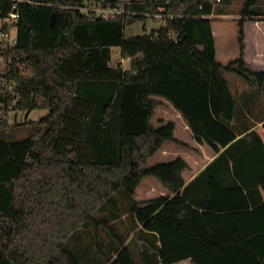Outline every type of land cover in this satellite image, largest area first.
Masks as SVG:
<instances>
[{
	"label": "trees",
	"instance_id": "trees-1",
	"mask_svg": "<svg viewBox=\"0 0 264 264\" xmlns=\"http://www.w3.org/2000/svg\"><path fill=\"white\" fill-rule=\"evenodd\" d=\"M92 1L134 15L105 20L77 9ZM220 3L0 0L1 20L14 5L20 14L1 27L17 44L0 40V60L13 59L5 78L0 74V130L9 127L8 112L49 110L29 122L26 139L0 138V264H81L66 243L91 224L101 256V230L113 241L117 257L110 264H137L112 220L119 213L94 216L117 194L128 202L131 230L142 226L152 234L150 264H264V124L237 136L230 125L238 104L226 78L235 74L264 92V69L246 57L247 25L260 14L258 0L241 9L240 57L226 66L216 60L212 30ZM159 7L173 18L151 35L127 36L129 19L149 17ZM116 47L128 67L113 61ZM17 63L27 64V73ZM154 97L171 103L196 141L217 153L187 185L183 158L147 167L166 143L186 146L175 138V122L153 125L161 105ZM150 176L171 194L137 202L136 190Z\"/></svg>",
	"mask_w": 264,
	"mask_h": 264
},
{
	"label": "crops",
	"instance_id": "crops-1",
	"mask_svg": "<svg viewBox=\"0 0 264 264\" xmlns=\"http://www.w3.org/2000/svg\"><path fill=\"white\" fill-rule=\"evenodd\" d=\"M242 1L243 0H223L221 3H224L223 8L220 10L215 9V12L211 16L212 30L216 44V60L224 66L240 57L241 50L239 44L238 20L241 18L242 8L239 9V6L240 4L243 5L244 1L243 3H241ZM235 5H237V7H235L236 9H232V7ZM232 10L236 12H232ZM254 18L255 20L247 25L248 47L246 57L252 67L260 70L264 69V12H261ZM248 91L250 90H244L242 95H245V93ZM154 99L161 103L159 108L164 103L168 105V107L166 106L165 108H172V110L178 113V115L180 116V120L175 122V138L186 146L174 142L166 143L157 153H155V155H153L149 159L147 167H151L160 163H169L176 160L177 158H183L188 164V168H186L182 172V176L187 185L202 170H204L210 162H212L216 158L217 153L208 144H200L196 141L188 124L185 122L180 112H178L171 103L161 97H154ZM245 106L246 112L237 114L236 119L230 125L239 138L244 136L246 132H250L264 124V118H258L259 111H262V104L257 98L256 94H254L253 98L248 101ZM159 108L156 110V112L159 110ZM154 118L152 120L153 125ZM163 119V117L158 118V121L160 123L157 126H154L160 127L163 124L169 123L163 122ZM141 187V195L143 197L137 198L136 195L138 194L136 193L134 196L135 200L140 203L150 201L161 196H169L171 194L157 178L152 176L143 179L136 190L137 193L139 191V188ZM155 192H158L159 195L154 196ZM125 216L128 221L127 226L124 230L125 232H122L118 228V226L117 228L119 232L125 234V236L127 237L126 245H132V247L130 248L129 246V248L132 252L134 261L137 264H150V247L147 240L151 237L152 234L144 230L142 226H140L136 231L131 230L128 214H126ZM125 216H123L124 219ZM120 218L122 217L119 213V216L116 219L113 218L112 220L117 224V220H119ZM120 222L124 224L123 219L122 221L120 220ZM136 233L141 234V239H137L135 237ZM134 240H136L137 242H134ZM158 245L159 247L161 246V243L159 241ZM116 257V252H114L113 256L109 260V263L105 260L104 257L103 259H101L100 257L94 258V264H110ZM174 264L194 263H192L190 259H184Z\"/></svg>",
	"mask_w": 264,
	"mask_h": 264
},
{
	"label": "rangeland",
	"instance_id": "rangeland-1",
	"mask_svg": "<svg viewBox=\"0 0 264 264\" xmlns=\"http://www.w3.org/2000/svg\"><path fill=\"white\" fill-rule=\"evenodd\" d=\"M122 2L130 1V0H119ZM244 1V3H243ZM241 3L243 5L247 0H243ZM223 4H218L216 6L217 10H220L223 8ZM243 5L240 4L239 9L243 8ZM237 7V5L233 6L232 9ZM236 9V8H235ZM255 11L257 13L264 12V0H258L257 6L254 7ZM232 12H236L232 10ZM4 21L0 19V40L2 38V30L1 27L3 25ZM165 25V20L161 18H154V17H146V18H138L134 20L133 22L126 25V34L127 36H146L151 35L155 31H158L161 27ZM27 60V58H25ZM12 57H9L8 59L4 58L0 61V74L3 78H5L6 72H8L12 68ZM121 48L116 47L113 49V61L116 63L117 61H121ZM122 63L124 67L129 66L128 60H122ZM16 67L21 68L23 73H27L26 66L27 64L17 63L15 65ZM226 78L228 79L231 89L233 91V94L237 100L238 103V114H242L246 112V106L245 104L250 101L254 94H256L257 98L262 104V111H259L258 118H264V92L260 93L257 91V89H251L249 88L242 79H240L235 74H226ZM7 88H10V84L6 82L5 84ZM244 90H250L245 93V95H242ZM168 107L166 104H162V106L159 108V110L156 112L155 118H154V125L157 126L160 122L158 121V118L163 117V122H177L180 120V116L178 113H176L174 110L167 109L165 107ZM5 111L0 114H3ZM49 113L48 109H39L34 110L31 113H27L24 111L16 112L11 111L6 114L5 117H7L9 127L5 130H0V138L6 141H19L22 139H26L31 134V126L29 122H39L41 119L45 118ZM142 187L139 188L138 193L136 192L137 198H142ZM159 193L155 192L154 196H158ZM112 202V201H111ZM110 205V206H109ZM107 208L102 211L96 213L94 216L97 219H111V215L116 212L120 213L121 217L119 220H117V226L122 231L125 232V227L127 226V206L128 202L121 194H117L115 196V203H109ZM125 216V219L124 217ZM124 221V224L120 222V220ZM121 233V232H120ZM107 233L104 230H101V243L104 246V255L101 256V254L98 252L95 236H94V226L91 224L87 228L84 227L77 231L68 241H67V247L71 250V252L78 258L81 264H94V258L100 257L103 259V257H106L107 259L111 258L113 256V253L111 252L110 244H112V239L109 235H106ZM126 237V236H125ZM134 242H137L134 240ZM115 244V243H114ZM130 248L132 245H128ZM134 247V246H133ZM115 251V249H114Z\"/></svg>",
	"mask_w": 264,
	"mask_h": 264
},
{
	"label": "built area",
	"instance_id": "built-area-1",
	"mask_svg": "<svg viewBox=\"0 0 264 264\" xmlns=\"http://www.w3.org/2000/svg\"><path fill=\"white\" fill-rule=\"evenodd\" d=\"M142 1L144 3V2H147L148 0H142ZM210 2L216 4V3H220L221 0H210ZM93 3H94V1H92L91 5H89L88 7H77V9L81 10L82 13H85L87 16H89L91 18L99 17V18H103L105 20L114 19L118 16L127 17V16L134 15V13L125 10V8H123V7L106 6V5H102V3H100V2L94 3V4ZM61 7L62 8H70L68 6H61ZM15 9H16V5L13 6V11L10 13V16L8 18L4 19L5 24L11 25L13 20H16L20 17V14L18 12H16ZM164 10L165 9L163 7H159L158 13L151 14L148 16L154 17V18H161L165 21L169 18H173V16H169L167 14H164L163 13ZM1 35H2L1 40L3 41L5 46L13 47L17 44V37L12 31H8V32L2 31ZM178 41L179 40L177 38H175V42H178ZM10 90H13V87H10Z\"/></svg>",
	"mask_w": 264,
	"mask_h": 264
},
{
	"label": "water",
	"instance_id": "water-1",
	"mask_svg": "<svg viewBox=\"0 0 264 264\" xmlns=\"http://www.w3.org/2000/svg\"><path fill=\"white\" fill-rule=\"evenodd\" d=\"M55 21H56V14L54 13L51 17V26H54L55 25ZM134 20L133 19H129L127 24L133 22ZM182 40L184 39V37L181 38Z\"/></svg>",
	"mask_w": 264,
	"mask_h": 264
}]
</instances>
